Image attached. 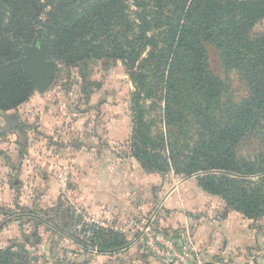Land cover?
<instances>
[{"label": "trees", "instance_id": "obj_1", "mask_svg": "<svg viewBox=\"0 0 264 264\" xmlns=\"http://www.w3.org/2000/svg\"><path fill=\"white\" fill-rule=\"evenodd\" d=\"M44 13L59 64L86 73L90 60L122 62L135 89L132 150L142 168L194 178L248 221L264 216V33L251 35L264 0H0V112L33 94L15 40L30 43ZM207 46L239 73L245 99L234 101L210 69ZM156 111L162 126L152 135ZM248 139L259 150L239 157L236 147ZM113 233L91 238L97 251L125 248ZM32 261L25 244L0 246V264Z\"/></svg>", "mask_w": 264, "mask_h": 264}, {"label": "rangeland", "instance_id": "obj_2", "mask_svg": "<svg viewBox=\"0 0 264 264\" xmlns=\"http://www.w3.org/2000/svg\"><path fill=\"white\" fill-rule=\"evenodd\" d=\"M39 18L43 24L33 40L15 43L33 46L51 29L46 13ZM263 33L264 19L251 35ZM207 53L210 69L227 81L231 98L245 99L248 87L239 73L227 71L210 46ZM48 60L57 65L50 88L40 93L33 87L28 101L0 112V246L25 244L32 264H105L76 240L97 248L91 238L108 231L137 238L141 246L138 263L128 252L119 264H264V216L248 221L221 199L197 192L194 178L184 179L171 169L146 171L136 160L135 89L121 61L90 60L88 71L80 73L51 56ZM158 114L149 116L156 123L152 135L162 126ZM257 150L256 139L236 147L244 158ZM180 183L185 193L202 198L191 193L182 206L177 192L167 201L173 209L166 211L163 199ZM114 201L121 203L113 206ZM228 220L240 227L237 237L246 243L220 241L219 229Z\"/></svg>", "mask_w": 264, "mask_h": 264}, {"label": "crops", "instance_id": "obj_3", "mask_svg": "<svg viewBox=\"0 0 264 264\" xmlns=\"http://www.w3.org/2000/svg\"><path fill=\"white\" fill-rule=\"evenodd\" d=\"M130 175H131V173L130 174H128V175H126L125 177H124V182L123 183H125V182H127V181H129V178H130ZM119 191V190H118ZM185 191H186V187H185V184L183 183V184H179V186H177V188H175V189H173L172 191H170L169 192V194L166 196V197H164V199H163V204H162V208H164L166 211H170V209H173V208H171L172 206H170L169 204H167V201L169 200V198H171V197H174L176 194L175 193H179V195H177L178 196V198H180L179 200L181 201V205L183 206L184 205V203H183V201H186V199L189 197L188 195H191V193L192 192H190V193H185ZM199 191V193H202L203 195H205V196H207L204 192H202V191H200V189L197 187V192ZM119 193V192H118ZM185 193V194H184ZM193 195H195V193H192ZM198 194V193H197ZM195 195V196H197V197H200V196H198V195ZM201 194V195H202ZM96 197V196H95ZM102 197H105V198H109V197H106V196H102ZM200 198H202V197H200ZM204 198V197H203ZM92 201V200H91ZM91 201H89L88 203L90 204V202ZM112 202V201H111ZM171 202H172V200H171ZM118 203H121V202H117V201H114V204H113V206H117V204ZM91 205V204H90ZM89 205V206H90ZM87 207V206H86ZM161 207L159 208V209H161ZM178 207V206H177ZM195 209H199L200 208V206L199 205H196L195 207H194ZM176 209V208H175ZM177 209H179V210H181L182 211V209L181 208H177ZM107 214L108 213H106V216H107ZM231 216V215H230ZM232 217V216H231ZM224 227L222 228V230L221 229H219V232H221V234L223 235L222 236V239L220 240V241H226L227 243H224V244H228L229 246H232V245H236V244H238V243H240V244H244L243 242H245L246 243V239L245 238H242L240 241H239V239L238 238H240L241 237V235L239 236V237H237V234L238 233H240V232H242V231H240V230H238L240 227H236V225L235 226H233V224H232V221H230V220H228V221H226L225 223H224V225H223ZM107 229V228H106ZM110 229L112 230V231H118V229H117V226L116 227H112V226H110ZM221 230V231H220ZM219 232H218V234H219ZM215 233V232H214ZM229 233H231L230 235H228ZM125 238L127 237V236H125V235H123ZM217 236V235H216ZM71 240V242H72V240L73 239H70ZM126 240L128 241V244L125 246V248H123V249H119V250H117V251H112V252H99V251H97L96 250V248H91V247H86V249H88V251H92V252H94V253H96L97 255H99V257H101V260L103 261V263H105V264H111V263H108L106 260H113V261H115L116 262V264H119V260H120V257H123V256H125V255H123V254H126V253H130L129 254V256H128V258L130 257V256H133L135 259H136V262H137V260H138V258H139V256L141 255V246H140V244L137 242L138 240H137V238L136 239H133V240H129L128 239V237L126 238ZM219 242V241H218ZM209 244H212L211 242L209 243ZM214 244H215V241H214ZM139 250V251H138ZM138 252H140V254H138ZM124 258V257H123ZM138 263V262H137ZM112 264H114V263H112Z\"/></svg>", "mask_w": 264, "mask_h": 264}, {"label": "water", "instance_id": "obj_4", "mask_svg": "<svg viewBox=\"0 0 264 264\" xmlns=\"http://www.w3.org/2000/svg\"><path fill=\"white\" fill-rule=\"evenodd\" d=\"M41 36V39L36 38L34 40L33 46L23 45L19 42L15 44L24 54L20 63L23 65L25 73L30 77L31 85L43 93L52 85L56 76L57 65L48 60L50 58V29L46 28Z\"/></svg>", "mask_w": 264, "mask_h": 264}]
</instances>
